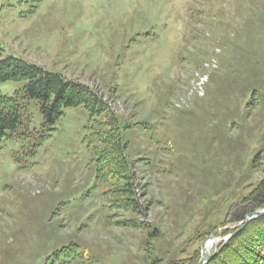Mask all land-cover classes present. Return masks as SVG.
<instances>
[{
    "label": "rangeland",
    "instance_id": "rangeland-1",
    "mask_svg": "<svg viewBox=\"0 0 264 264\" xmlns=\"http://www.w3.org/2000/svg\"><path fill=\"white\" fill-rule=\"evenodd\" d=\"M233 3L0 0V59L18 57L85 83L130 122L147 124L127 136L130 156L142 159L136 183L141 219L149 225L147 232L118 224L135 214L113 207L97 186L88 110L65 108L48 131L31 104L23 134L0 148V259L30 264L37 246L56 242L51 233L58 229L61 239L82 240L96 251L98 264H149L155 256L166 264L198 250L201 259L213 232L209 254L245 227L246 220L230 219L264 177V18L258 32L245 37L243 64L231 71L237 82L226 78L219 88L207 85L217 58L208 55L204 66L196 62L202 48L212 51L210 41L202 44L212 27L193 18L197 9H230ZM21 84L0 82V91L13 95ZM166 140L169 148L159 149L157 158L148 154ZM10 229L21 231L14 238L1 235Z\"/></svg>",
    "mask_w": 264,
    "mask_h": 264
},
{
    "label": "trees",
    "instance_id": "trees-1",
    "mask_svg": "<svg viewBox=\"0 0 264 264\" xmlns=\"http://www.w3.org/2000/svg\"><path fill=\"white\" fill-rule=\"evenodd\" d=\"M232 2H234V6L230 9L216 7L214 10L203 12L197 9L195 13L198 17H193L198 21H203L204 18L206 24L211 26L213 31L210 37L203 36L202 41L205 46H210L211 43L213 46H211V53L202 48L196 57V62L202 66H204V58L208 55L215 56L219 62V67L213 69L210 74L207 84L210 87H222L226 78L230 83L237 82L231 78V71L234 70L236 62L240 65L243 64L241 55L247 52V49L243 48L245 37L248 32H258L256 25L259 24L260 19L264 18V0H232ZM193 37L194 40L198 38L196 34ZM217 49L219 52H216ZM254 79H251L249 84L256 87L259 83ZM7 81L21 82L22 84L13 95H7L0 91V148L7 140L23 134L19 129L22 126H27L31 120L29 112L31 104L39 108L48 131L55 129L54 126L63 116L65 108L84 106L90 117L87 127L88 149L96 166L97 186L103 190L102 193L106 197V201L108 200L113 207L135 214V217L120 220L118 224L134 227L136 230H147L145 228L149 225H146L141 219L144 212L136 183V162L142 159H134L130 156V141L127 136L129 132L139 130L140 126L143 130H147V124L142 121L130 122L124 114L114 111L89 85L78 80H69L60 73L50 72L41 65L27 62L18 57L9 56L0 59V82ZM256 89L253 90L254 93H257ZM247 90L245 95H249L250 98V88ZM167 106L168 104H165L166 109ZM152 139L154 138L152 137ZM169 144L166 140L162 143V147H156L148 154L157 158L159 149L165 150V148H169ZM159 146H161L160 143ZM259 156L256 157L258 162H253L254 168H257L261 162ZM261 172L264 174V168ZM261 209H264V177L245 197L230 221H244L248 214ZM19 230L10 229L9 232L3 231L1 235L5 236L7 233L6 236L14 238ZM157 233L159 231L155 230L150 236L157 235ZM51 235L53 240L56 239V242H53L50 247L48 246L50 241L47 240L45 242L46 249L37 246L30 264H37L48 251L49 253L41 260L40 264L100 263L101 258L95 253L96 251L93 252L90 248L89 252L82 240L75 238L63 240L58 236V229H53ZM21 236L26 241L33 242L27 234ZM145 242L143 243L144 251L148 250L147 253L152 252L153 255L151 243L146 244ZM8 246H4V250ZM200 255L198 250L189 258L172 259L171 257L166 264H198ZM148 259L150 260V258ZM0 260L8 263L6 257L4 260ZM149 264H163V261L155 256ZM206 264H264V215L246 223L245 227L220 248Z\"/></svg>",
    "mask_w": 264,
    "mask_h": 264
},
{
    "label": "water",
    "instance_id": "water-1",
    "mask_svg": "<svg viewBox=\"0 0 264 264\" xmlns=\"http://www.w3.org/2000/svg\"><path fill=\"white\" fill-rule=\"evenodd\" d=\"M262 215H264V209H261V210H257V211H255V212H252V213H250V214H248L247 216H246V223H248V222H250L251 220H253L254 218H256V217H258V216H262ZM244 226H242L240 229H238L233 235H235V234H237L239 231H241L242 230V228H243ZM218 233V230L217 231H215V232H213L211 235H210V237H208L207 239H206V241L203 243V245H202V256H201V259H200V261H199V263L198 264H206V263H208L216 254H217V252L219 251V250H216V251H214L213 253H211V254H209L208 253V251H206L205 250V245H206V242L209 240V239H211V238H213L216 234ZM232 235V236H233ZM231 236V237H232ZM230 237V238H231ZM230 238H228L223 244H222V246H221V248L223 247V246H225L228 242H229V239Z\"/></svg>",
    "mask_w": 264,
    "mask_h": 264
},
{
    "label": "bare ground",
    "instance_id": "bare-ground-1",
    "mask_svg": "<svg viewBox=\"0 0 264 264\" xmlns=\"http://www.w3.org/2000/svg\"><path fill=\"white\" fill-rule=\"evenodd\" d=\"M215 244V239H209L207 242H206V245H205V250L206 251H209L210 249H212V247L214 246ZM210 253V252H209Z\"/></svg>",
    "mask_w": 264,
    "mask_h": 264
}]
</instances>
